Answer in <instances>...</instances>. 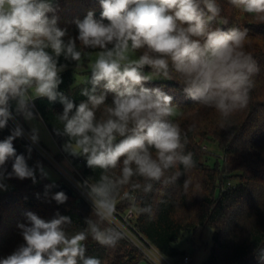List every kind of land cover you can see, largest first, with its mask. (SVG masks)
<instances>
[{"label": "clouds", "instance_id": "clouds-1", "mask_svg": "<svg viewBox=\"0 0 264 264\" xmlns=\"http://www.w3.org/2000/svg\"><path fill=\"white\" fill-rule=\"evenodd\" d=\"M228 2L264 23V0ZM99 3L100 18L91 10L83 19L76 18L78 35L65 41L67 28L58 25L54 0H0V129L15 119L12 102L17 115L32 121L38 117L35 99L58 100L63 111L56 117L55 132L68 138L63 150L101 170L98 179L80 185L95 216L85 221V229L69 233L65 225L71 224L70 217L57 213L45 221L29 211V223L18 224L24 243L0 264H102L97 257L85 256L86 241L91 237L101 246L115 248L126 238V229L116 217L120 201H127L137 216L151 219L153 209L141 206V194L151 193L154 184H174L184 176L183 189L189 190L192 179L186 174L196 162L194 154L185 151L188 136L174 119L179 115L177 106L172 96L161 88L145 87L146 82L175 78L188 98L214 109L225 123L248 106L260 71L246 51L249 30L214 26L228 24L218 0ZM61 56L75 61L76 70H83L84 60L88 61L91 75L83 83L90 87L81 88L87 100L78 105L58 90L60 73L67 68L58 64ZM145 66L151 69L147 75ZM108 93L114 94L111 103H106ZM23 135L17 124L0 141L2 190H7L3 181L13 176L36 183V169L16 153L13 144ZM29 139L39 142L38 128H32ZM28 152L30 158V147ZM10 159L12 172H7L4 166ZM36 168L47 177L42 164L38 162ZM53 186H45V195ZM51 198L58 204L68 199L63 191ZM258 259L264 264V249Z\"/></svg>", "mask_w": 264, "mask_h": 264}, {"label": "trees", "instance_id": "trees-1", "mask_svg": "<svg viewBox=\"0 0 264 264\" xmlns=\"http://www.w3.org/2000/svg\"><path fill=\"white\" fill-rule=\"evenodd\" d=\"M54 3L58 5V25L67 28L65 41L78 35L73 23L76 18L83 19L91 10L99 19L102 11L99 0H54ZM218 3L221 17L226 18L228 24L214 26L225 30L230 27L249 30L246 51L257 61L260 71L254 77L256 84L250 92L248 106L234 113L225 123L214 109L188 98L183 92V85L175 78L145 83V87L161 88L173 97L172 103L179 113L174 119L188 136L185 151L194 154L196 167L186 174L192 179L187 192L182 185L186 177L182 176L174 184L156 183L151 193L141 194V206L151 205L153 216L150 219L147 215H136L135 220L141 235L167 258L178 260L186 255L175 247L183 234L211 228L214 230L213 244L209 257L202 264H261L258 255L264 249V23L235 9L228 0H218ZM77 44L79 46L78 41ZM58 64H67L66 70L60 73L62 83L58 90L76 105L86 101L87 97L80 94L81 88L90 85H74L76 62L67 61L61 56ZM143 72L146 74L151 69L145 66ZM113 95L107 94L106 103L112 102ZM34 104V111L38 113L36 119L44 124L58 145L65 144L68 138L55 132V128L59 127L56 117L62 113L63 105L58 100L49 102L47 98L35 99ZM11 109L16 114L15 102H12ZM17 116L30 130L29 121L24 120L22 115ZM11 131L8 124L0 129V141ZM13 144L16 153L23 154L28 166L36 169V183L30 178L20 180L13 176L5 179L12 190L0 193V259L12 254L24 243L18 224L29 223L26 217L29 211L45 221L55 218L57 213L70 217L71 224L65 225L69 233L85 229L88 218L95 219L93 209L74 191V197L67 195L68 199L63 204L53 200L51 197L59 192L56 187L61 184L60 180L52 183L41 176L36 165L39 162L44 167L46 161L30 145L19 138ZM213 144L222 152V166L208 165L209 153L204 147ZM70 158L73 165L79 167L83 181L99 178L101 170L87 167L85 158ZM12 163L11 159L6 162L4 168L7 172H12ZM180 168L183 171V166ZM224 181H228L226 185ZM46 185H54L47 195ZM129 209L127 201L122 200L117 204V210L122 213ZM85 256L97 257L102 264L145 262L142 254L126 239L121 240L115 248H108L89 237Z\"/></svg>", "mask_w": 264, "mask_h": 264}, {"label": "rangeland", "instance_id": "rangeland-1", "mask_svg": "<svg viewBox=\"0 0 264 264\" xmlns=\"http://www.w3.org/2000/svg\"><path fill=\"white\" fill-rule=\"evenodd\" d=\"M137 55H139L137 53ZM87 59L84 60V69L83 70H76V67L74 69V77H75V82L74 85H80L84 84L83 82L85 79H87L88 72L90 70L87 69ZM150 72L146 73L149 74ZM151 81H169V79H164V78H154ZM25 120V119H24ZM30 130L26 126V128L30 131L33 127L39 129V144L42 146L43 150L48 153L49 156L52 158L56 159L50 160L48 158H44L45 166L44 169L48 173L47 177H45L48 181L52 183H56L60 180L61 183L66 184L67 186L70 187V189H74L73 185L63 177L64 170L65 171H72V165H71V156L69 153L65 152L63 150V145H58L50 135L49 131L47 128L44 126V124L38 120L34 119L32 121L28 122ZM26 125V124H24ZM204 150L209 153V159H208V165L211 167H214L216 165L222 166L223 165V156L222 152L220 149L217 147L216 144L213 145H206L204 147ZM46 157V156H45ZM77 172L74 174L75 178L80 180V171L78 166H74ZM228 181H224L225 185L227 184ZM4 184L7 185V190H2L0 189V193L7 192L10 190V185L9 183L4 180ZM213 234L214 230L211 228H203L199 229L198 231L194 233H185L183 234L182 238L175 244V247L181 251L185 252L186 255H188L191 259L190 264H202L206 261V259L210 255L211 247L213 244ZM173 261H177L174 260ZM142 264H148L147 262H143Z\"/></svg>", "mask_w": 264, "mask_h": 264}, {"label": "built area", "instance_id": "built-area-1", "mask_svg": "<svg viewBox=\"0 0 264 264\" xmlns=\"http://www.w3.org/2000/svg\"><path fill=\"white\" fill-rule=\"evenodd\" d=\"M10 111L12 112L15 119L8 121L9 127L11 128V130H13L17 126V124H19L24 132V135L18 138L30 145L45 159L49 157L50 160L56 161V159L49 156L48 153L43 150L42 146L39 143L33 144L30 141V131L26 128V126L18 118V116L13 112V110L10 109ZM71 165L72 171L68 172L64 170L63 177H65V179H67V181L73 185L75 190L72 189V191H74L82 200H84L92 208L91 201L87 198L86 190L80 186L83 183V180L81 179V176L80 180L75 178L74 174L77 172V170L75 169L72 162ZM10 190H12L11 187ZM135 216L136 214L132 213L130 209L125 213H122L118 210L116 211L117 220L122 225H124L126 229L125 239L132 247L136 248L142 254L145 262H147L148 264H190L191 259L188 255H185L184 257L174 262L173 259L165 257L160 251H158L155 246L151 244L148 240H146L139 232V229L136 226ZM161 254L163 256V259L160 260Z\"/></svg>", "mask_w": 264, "mask_h": 264}, {"label": "water", "instance_id": "water-1", "mask_svg": "<svg viewBox=\"0 0 264 264\" xmlns=\"http://www.w3.org/2000/svg\"><path fill=\"white\" fill-rule=\"evenodd\" d=\"M56 190L58 191H63L66 195L70 196V197H74V192L72 191V189H70L69 186H67L64 183H61L60 185H58L56 187Z\"/></svg>", "mask_w": 264, "mask_h": 264}]
</instances>
